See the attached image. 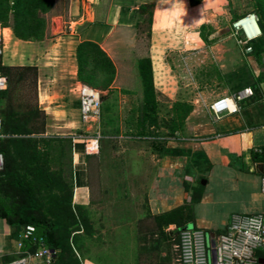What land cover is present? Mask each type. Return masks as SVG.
<instances>
[{
	"label": "crops",
	"instance_id": "obj_1",
	"mask_svg": "<svg viewBox=\"0 0 264 264\" xmlns=\"http://www.w3.org/2000/svg\"><path fill=\"white\" fill-rule=\"evenodd\" d=\"M241 1L199 0L191 4L189 0H64L63 10L49 17L47 32L52 31L54 16L61 17L65 31L60 29V33L40 40H23L9 26L2 27L1 63L33 65L37 69V106L45 114L44 135L70 139L72 204L84 207L87 221V231L81 229L74 234L73 264H105L90 256L81 243L82 235L92 236L95 232L88 212L93 203L89 170L99 161V119L83 123L77 94L81 81L75 48L82 40L97 43L112 60L115 75L110 91L132 92L140 102L142 85L137 61L149 57L156 100L160 95L166 98L164 102L193 106L184 118L197 122L190 136H172L158 156L149 150V158L132 162L145 201V214L135 219L134 233L149 234L138 232L136 221L189 203L192 190L199 184V201L189 203L192 224L209 237L224 230L232 213L264 216V192L260 188L264 167L251 159V150L264 145V50L257 55L253 48L245 49L261 36L257 21L253 22L257 28L253 26L254 30L242 20L255 32L251 39H245L233 26L237 20L254 14L246 11ZM151 2L155 7L148 37L138 8ZM201 25L205 26L202 31ZM246 87L251 88L252 95L238 101L237 112L218 118L212 114V101ZM201 104L206 105L205 112L198 116L194 111ZM99 184L108 195V184L102 179ZM167 226L175 227L171 223ZM19 241V235L11 237L9 227L0 219V264H7L19 254ZM25 247L30 249L27 243Z\"/></svg>",
	"mask_w": 264,
	"mask_h": 264
},
{
	"label": "trees",
	"instance_id": "obj_2",
	"mask_svg": "<svg viewBox=\"0 0 264 264\" xmlns=\"http://www.w3.org/2000/svg\"><path fill=\"white\" fill-rule=\"evenodd\" d=\"M54 0H0V24L9 26L13 34L23 40H40L45 37L44 28L52 12ZM196 4L199 0H189ZM155 3L139 6L147 25L150 37ZM261 36L251 46L258 55L264 50V23H259ZM205 26L201 25L200 30ZM78 79L99 91H110L115 74V66L107 53L92 41L82 40L75 48ZM137 68L142 85L141 105L137 124L143 133L146 124L156 121V94L152 82L151 62L149 57L139 58ZM0 75L6 76L7 86L0 90V128L5 135L0 138V152L3 167L0 170V219L10 229V236L17 237L26 224L35 226L36 234L43 237L53 251L51 264H73L74 234L82 229L86 232L87 221L84 207L72 204L71 179H65L61 166L53 168L54 156L63 155V142L70 139L63 136L44 135L45 114L34 104L25 103L23 110L15 105L13 94L20 86L30 85L36 89L37 69L35 66L4 65L0 61ZM106 95L100 94V100ZM183 106L181 122L190 111V105ZM177 116L180 118L179 114ZM172 121V120H171ZM175 121V119H174ZM176 126H169L170 135ZM158 146L159 144L156 143ZM163 149L162 147L160 148ZM251 159L258 167H264V145L251 150ZM264 170V169H263ZM188 190V186H184ZM202 185L192 190L189 203L199 201ZM173 207L159 214H148L136 221L138 232L160 234L163 240L175 239L180 229L193 221L190 204ZM174 228L164 230L168 224ZM195 227V226H193ZM30 249L33 244H28ZM137 264H171L159 255L154 256L145 250Z\"/></svg>",
	"mask_w": 264,
	"mask_h": 264
},
{
	"label": "rangeland",
	"instance_id": "obj_3",
	"mask_svg": "<svg viewBox=\"0 0 264 264\" xmlns=\"http://www.w3.org/2000/svg\"><path fill=\"white\" fill-rule=\"evenodd\" d=\"M63 2L64 0H54L52 12L62 11ZM241 4L246 11L256 15L258 25L264 23V0H242ZM60 19L61 17L57 16L51 19L52 31L48 33L45 26V35L52 36L60 33V29L66 30L65 23H61ZM100 92L106 97L101 100L97 129L99 161L96 166L93 163L89 170L93 203L88 206V212L91 213L90 225L95 232L92 236L82 235L81 243L86 246L90 256L102 260L105 264H135L142 258L145 250L173 264L178 253L175 246L179 241L178 234L173 240H163L158 232L137 234L133 231L135 219L140 214H145L142 212L145 201L142 199V186L136 183L132 162L149 158L147 157L149 150L158 156L160 148H163L170 137L183 134L190 136L191 127L197 122L191 119L187 121L183 119L181 122L185 108L164 102L166 98L159 95L156 109L149 113L155 114L156 121L147 123L146 130L141 133L137 124L141 101L137 103L132 92L127 93L121 89ZM13 97L14 104H18L20 110L25 108V103L37 102L36 89L30 85L18 87ZM208 99L209 97L205 100ZM2 107L3 103H0V109ZM205 107V104L198 105L194 114L203 115ZM192 108L190 105V111ZM173 124L176 129L170 135L169 126ZM62 144L63 155L54 156L51 166L53 168L61 166L65 179L69 181L71 154L68 143ZM101 179L108 184L107 188L110 189L108 195L105 194L106 190L101 191L99 184ZM202 214L207 216L208 212ZM164 230L170 229L166 226Z\"/></svg>",
	"mask_w": 264,
	"mask_h": 264
},
{
	"label": "built area",
	"instance_id": "obj_4",
	"mask_svg": "<svg viewBox=\"0 0 264 264\" xmlns=\"http://www.w3.org/2000/svg\"><path fill=\"white\" fill-rule=\"evenodd\" d=\"M251 17L256 23L254 14H248L233 23L240 29L245 39L254 37L255 32L247 29L240 21ZM2 26L0 25V56L2 55ZM246 50H250L248 45ZM7 86L6 76L0 75V90ZM81 120L90 124L99 119L100 91L83 82L77 87ZM252 95L249 87L243 88L232 96L215 99L209 105L212 114L220 117L223 114L239 110L238 101ZM5 135L0 128V138ZM3 167V156L0 152V170ZM260 188L264 192V174L261 176ZM179 241L175 245L178 251L174 264H258V258L264 255V216L260 213L237 212L230 215L224 230L217 236L209 237L197 228L180 229ZM213 239V245L211 240ZM19 254L7 264H51L53 251L47 246L42 236L36 234L35 226L26 224L19 234ZM33 244V249L25 247ZM23 247V249H22ZM25 247V248H24ZM214 254V256H213Z\"/></svg>",
	"mask_w": 264,
	"mask_h": 264
},
{
	"label": "water",
	"instance_id": "obj_5",
	"mask_svg": "<svg viewBox=\"0 0 264 264\" xmlns=\"http://www.w3.org/2000/svg\"><path fill=\"white\" fill-rule=\"evenodd\" d=\"M202 183H203V180H202ZM192 227H193V224L191 222H189L185 226H183L181 229L192 228ZM211 245H213V239L211 240ZM213 256H214V254H213ZM258 264H264V255H262L258 258Z\"/></svg>",
	"mask_w": 264,
	"mask_h": 264
},
{
	"label": "bare ground",
	"instance_id": "obj_6",
	"mask_svg": "<svg viewBox=\"0 0 264 264\" xmlns=\"http://www.w3.org/2000/svg\"><path fill=\"white\" fill-rule=\"evenodd\" d=\"M243 21H244L245 24H248L250 28L251 27L253 28V26L256 28L255 24L253 23V21L251 19H246V20H243ZM243 21H240V23H242ZM256 30H257V28H256Z\"/></svg>",
	"mask_w": 264,
	"mask_h": 264
}]
</instances>
